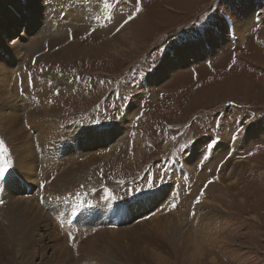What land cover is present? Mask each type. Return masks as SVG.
I'll use <instances>...</instances> for the list:
<instances>
[{"label":"rangeland","instance_id":"obj_1","mask_svg":"<svg viewBox=\"0 0 264 264\" xmlns=\"http://www.w3.org/2000/svg\"><path fill=\"white\" fill-rule=\"evenodd\" d=\"M60 1V6L51 9ZM112 1L36 0L42 8L40 13L53 10L50 18L58 17L59 24L51 27L50 34L59 35H42L37 39V49L30 51L34 42L23 21L26 22L32 0H0V98L12 96L9 105L1 104V113L6 119L16 116L11 126L0 119V164L11 162L10 173L0 180V200L4 202L0 204V264H264V0H121L115 5ZM80 5L88 11L82 17L90 21L76 16ZM95 6L101 16L122 13L128 19L132 15L127 22L131 24L129 41L119 38L116 32L115 25L122 16L109 30L98 28ZM39 17L32 33L41 25ZM242 21L250 30L243 40L233 35V30L242 29ZM84 24L91 26L87 29ZM112 40L125 52L113 55ZM19 41L25 43L23 51L27 53L23 55L27 59L16 69L15 61H10V49ZM199 42L200 48L194 46ZM188 45L201 56L200 62L193 63L195 56L190 51L186 66L175 68L176 54ZM65 47L69 48L67 53H60L53 60L45 58L49 51L56 53ZM203 47L206 54L201 51ZM43 55L46 56L41 59ZM206 58L210 63L204 66ZM164 59L172 61L174 69L167 75L153 76ZM100 76L111 77L107 86L99 85L104 90L107 87L102 99L98 98L103 90L92 92L91 88L94 78ZM76 80L89 87L78 90L74 97L71 94L77 85L70 81ZM44 83L47 86L43 90ZM138 88L150 93L151 101H140L141 92L135 94ZM132 96L138 99L126 107ZM105 98L108 105L103 103ZM21 100H26L27 107L20 106ZM45 100L51 112L45 115L40 111L43 115L39 117L45 118L32 119V125L27 126L25 112L30 106L34 110L40 103L45 106ZM229 104L232 105L228 107ZM107 106L125 108L123 117L107 128L78 130L76 125L88 127L82 124L83 116L90 114L97 121L109 112L104 111ZM239 108L245 111L241 113ZM220 111L225 113L224 118ZM218 112L221 128L216 131L209 127L215 122L212 115ZM228 113L232 115L231 122L226 117ZM144 114L151 122L145 119L141 129ZM249 115L252 119L246 118ZM133 118L138 119L137 123ZM240 118L247 126L240 128L244 135L237 139L238 134L232 130L234 121L238 126ZM198 119L205 120V129L200 130ZM36 120H48L49 124L37 126ZM132 123L142 132L152 133L155 126L167 128L169 134L167 130L159 133L158 142H152L155 149L142 146L138 132L127 133ZM119 124H123L122 129L115 127ZM184 124L195 131L197 139L189 157L184 159L192 167L188 169L189 187L171 162H156L170 146V133L182 134ZM188 127L185 134L192 132ZM114 130L116 133L110 137ZM80 134L100 141L80 138ZM4 138L13 142L12 147ZM161 138L164 141L159 143ZM210 141L215 146L206 149ZM22 149L29 152L26 161L18 155ZM92 158L94 161H90ZM147 166L146 171L142 170ZM38 169L43 173L41 183H29L27 179L32 176H27L35 170L36 175ZM67 172L69 181L65 186L46 190L51 174L55 175L53 179L62 180ZM138 175L154 180L162 188L158 196L135 200L129 210L131 217L122 218L115 229L104 221L108 210L103 213L92 208L94 222L84 219L88 214L82 207L84 202L93 200L97 206L117 203L119 200L105 199V189L115 199L126 197L125 186ZM210 180L213 182L208 184ZM17 182L21 187L14 186ZM18 189L16 198L23 203L28 200V207H20L12 216L7 212L10 204H6L5 196ZM169 195L176 207L168 204L166 211L168 205L163 199ZM76 196L84 198L77 201ZM197 196L200 202L206 198L209 206L201 208L200 202L196 203ZM158 206L164 213L141 219ZM203 217L206 220L201 221ZM102 221L99 228L97 223ZM72 225L77 229L74 240L69 229ZM82 230H87L83 232L88 235L85 239L79 234ZM99 232L106 234L100 237ZM107 232L115 234L109 237ZM102 242L110 249L108 255L100 250L105 249ZM98 244L101 245L97 248Z\"/></svg>","mask_w":264,"mask_h":264},{"label":"bare ground","instance_id":"obj_2","mask_svg":"<svg viewBox=\"0 0 264 264\" xmlns=\"http://www.w3.org/2000/svg\"><path fill=\"white\" fill-rule=\"evenodd\" d=\"M30 3V2H29ZM40 3H42V1L40 2ZM40 3L39 2H36V0H32V4H30V7H29V10H27V16L28 17H26L25 19H26V22L25 21H23V23H24V25H25V28L27 29V31H28V33L29 34H31L30 35V38H32V40H33V42H34V44L30 47V51H33L34 49H37L36 48V46H37V39L38 38H40V37H42V35L45 37L48 33V35H50V37L51 36H58L59 34H57L58 32H56V33H54V34H50V33H53L51 30V27L52 28H56L57 26H58V24H59V20H58V17H56V16H51V18H50V13H46L45 11H42L41 13H40V11L42 10V8L40 7ZM83 3H85L84 1H83ZM43 4V3H42ZM95 7H97V6H95ZM5 10H6V8H4ZM51 9H52V6H51ZM79 10H75L76 11V16L77 15H79L78 16V19L81 17V18H85V21H90V19L88 18V17H82V14L85 12V13H88V11L87 10H85L86 9V7L84 6V5H80L79 6V8H78ZM96 9H98V12H95L96 13V16L97 17H99L100 16V14H101V12H100V10H99V8L97 7ZM40 10V11H39ZM93 10V9H92ZM7 11V10H6ZM74 11V12H75ZM9 12V11H8ZM15 13V12H14ZM17 13V12H16ZM90 13V12H89ZM254 13H255V11L252 13L253 14V17H254ZM60 14V13H59ZM70 14H72V13H70ZM75 14V13H74ZM4 15H6V13L4 14ZM24 15V14H23ZM39 15H41V18L40 19H42V21H41V25H39L38 26V28H37V30L35 31V33H32V31H33V29L31 30V28L33 27V28H36L37 27V22H38V20H37V17L39 16ZM81 15V16H80ZM59 16V15H58ZM74 16V15H73ZM61 18V17H60ZM74 18H75V16H74ZM248 18V17H247ZM69 19H71V18H69ZM124 19H125V17H124ZM246 19V18H245ZM247 20V19H246ZM249 20H252L251 18L249 19ZM19 21V20H18ZM117 22V21H116ZM118 22H123L122 20H121V17H120V20L118 21ZM54 23V24H53ZM251 23V22H250ZM13 24V23H12ZM11 24V25H12ZM31 26L30 28L28 27L29 25ZM245 21H242L241 23H240V25H242L241 26V30H238V31H235V30H233V35H234V37H237L238 39L239 38H241L242 40L246 37V33L247 32H249L250 30L249 29H247V26L248 25H246V27H245ZM87 24H84V26H86ZM116 27L118 26V23L115 25ZM115 27V28H116ZM11 28V27H10ZM56 30H58V29H56ZM129 30H131V24L130 23H127V24H125L124 25V27L118 32V36H119V38H122V39H124V40H126V41H129V35H130V31ZM245 30H248V31H245ZM27 31L25 32V36H26V33H27ZM59 31V30H58ZM22 32V31H21ZM10 33V32H9ZM24 35V34H23ZM25 36H24V38H25ZM20 38H21V36H20ZM49 39V38H48ZM227 39V41H229V39L228 38H226ZM45 40V39H44ZM43 40V41H44ZM133 41V40H132ZM18 42V41H17ZM17 42H15L14 44H12V46H14L15 44H18V45H16L14 48H12V49H10V51H11V54H10V61L12 60V61H15V65L13 66V67H15L16 69L17 68H19L21 65H22V63H24V61H25V59H27L26 57H24V53H27V52H24L23 50V48L25 47V43H22V42H20L19 41V43H17ZM130 43V42H129ZM134 44V45H133ZM130 45L131 46H135V43H130ZM200 45H201V42H199L198 44H194V46H196V47H198V48H200ZM8 47V46H7ZM69 47V46H68ZM68 47H65V48H59L58 50H57V52L55 53V52H53V51H49V54L46 56V55H43V56H41V59H44V56H46L45 58L47 59V60H53V59H56L59 55H60V53H67L68 51H69V48ZM111 53L113 54V55H118L120 52H125V50H123L114 40H112L111 41ZM191 47H192V45H188V47H184L183 49V51H180L179 52V54L177 53L176 54V56H177V62H174V64H176L177 66H174L175 68H177L178 66H186V63H184V62H186L187 61V53H189L190 54V51H191V56H195L194 57V60H195V62H193V63H196V62H200V57L201 56H199L198 55V53L196 52V51H194L193 49H191ZM132 48V47H131ZM207 48V47H206ZM42 50V49H41ZM40 50V51H41ZM28 51V50H27ZM39 51V52H40ZM199 51H200V49H199ZM203 53H205L206 54V51H205V49H204V47H203V49L201 50ZM29 52V51H28ZM55 53V54H54ZM51 56V57H50ZM205 57V56H204ZM191 62H192V59H191ZM163 64H164V66H163ZM173 64V62L172 61H170V62H167V60L166 59H164V60H162V67H159V71L157 72H155L154 74H153V76L157 73V77H160L161 75H164L165 73H166V75H167V73L169 72V71H171V69H174V68H172V65H174ZM9 65V64H8ZM189 66V65H188ZM171 67V68H170ZM9 68V67H8ZM22 68V67H21ZM181 68V67H180ZM11 70V69H10ZM14 70V69H13ZM16 72V70L14 71V73ZM13 73V74H14ZM26 73V72H25ZM24 73V74H25ZM45 80V79H44ZM145 83V85L147 84V82H144ZM45 85H46V83H44V84H42V86H44L42 89L44 90L45 89ZM47 86V85H46ZM136 90H139L138 92H135V94L137 93H139V92H141V99H140V101H143L146 97H147V94H145V92H144V89H141V88H138V89H136ZM1 97V96H0ZM135 97V96H134ZM133 97V99H132V101H135L136 99H138V96L136 97V98H134ZM10 98H12V96H9V98H7V96H5V98H0V106H2V107H0V119H2V122L3 121H5V122H7L8 123V125H10L11 126V123H13V119L14 118H16V116L15 115H10V116H7V119H6V116L5 115H3L1 112H2V108H3V106L4 105H6V104H8L9 105V102H8V100L10 99ZM36 99V98H35ZM28 100H30L29 98H28ZM35 101V100H34ZM21 104H20V106H22V107H24L26 104H27V102H26V100H21V101H19ZM18 102V103H19ZM45 102L46 103H44V105L45 106H43V104H41L40 103V105L39 104H37V105H39L38 106V108L36 109V110H34L33 108H31V106H30V108L28 109V112L30 113L29 115H28V112H25L26 113V120H25V123L27 124V126L28 125H32V119L33 120H35V119H40V120H42L43 118H45V115L46 114H48L49 112H51V108H48V101H46L45 100ZM140 103V102H139ZM1 104H4V105H1ZM13 104H11V106H12ZM17 105H19V104H17ZM13 107L14 108H16L15 107V105H13ZM25 107H27V105L25 106ZM29 107V106H28ZM132 107V106H131ZM135 108V107H134ZM50 109V110H49ZM25 110H27V109H25ZM24 110V111H25ZM32 110V113L30 112ZM43 112V113H45V115L44 116H42V117H39V115H43L41 112ZM15 114V113H14ZM33 114V118L32 117H30L31 115ZM37 115V116H36ZM45 123H47V125L49 124V121L47 120V121H44V122H42V121H40V122H37V120H36V123L35 124H38L37 126H39L40 124H45ZM33 124H34V122H33ZM52 125V124H51ZM36 126V125H35ZM41 127H42V125H41ZM46 127V126H45ZM116 128H118L119 127V129H122L123 128V124H119V125H116L115 126ZM40 128V127H39ZM39 128H37V129H39ZM42 128H44V127H42ZM51 128H52V126H51ZM50 128V129H51ZM54 128V127H53ZM41 130V129H40ZM53 130V129H52ZM27 131V130H26ZM39 131V130H38ZM42 131V130H41ZM41 131H40V134H41ZM46 131V130H45ZM19 132V131H18ZM75 132V131H74ZM92 132V131H91ZM21 133V132H20ZM44 133V132H43ZM114 133H116V130H114L113 132L111 131V133H110V137L111 136H113V134ZM2 134V133H1ZM76 134V133H75ZM83 134V133H82ZM2 135H4V133L2 134ZM47 135V134H46ZM93 135V134H92ZM251 135H252V132H251ZM45 136V135H44ZM51 136V135H50ZM73 136V135H72ZM81 136V134L79 135V137ZM94 136V135H93ZM83 139H92V140H94V138L93 137H88V136H86V135H82L81 136ZM80 137V138H81ZM105 137V136H104ZM251 137V136H250ZM247 138V137H246ZM4 139H6V138H4ZM7 141H8V139H6ZM34 140H36V139H34ZM33 140V141H34ZM74 140H76V138L74 137ZM98 140V138L96 139V140H94V141H97ZM98 141H100V140H98ZM45 142V141H44ZM47 142V141H46ZM250 142H252V141H250ZM12 143L13 142H10V141H8V144H9V146H11L12 147ZM31 144V143H30ZM45 144V143H44ZM66 143L65 142H63L61 145H63L64 146V148L66 147V145H65ZM99 144H103V143H99ZM32 145V144H31ZM130 145H131V139H130ZM135 145V142L133 141V145H132V147ZM14 147V146H13ZM67 147H70V146H67ZM27 148H29V147H27ZM25 149V148H24ZM24 149H22V150H20L22 153L21 154H18V155H20L24 160L28 157L27 156V154H29V152L26 154V153H24L25 152V150ZM43 149V148H42ZM28 150V149H27ZM68 150V148H66V151ZM13 151H14V149H13ZM65 151V152H66ZM31 152V151H30ZM43 154V153H42ZM32 155V154H31ZM66 155V154H65ZM48 156V155H47ZM29 158V157H28ZM52 158H55V157H52ZM61 159V158H60ZM221 160V159H220ZM26 161V160H25ZM90 161H94V158H92ZM42 162H46V161H42ZM56 162H60V160H56ZM29 163V162H28ZM30 163H32V162H30ZM79 166V165H78ZM188 168H192L191 167V165H188L187 166ZM37 170V169H36ZM36 170L34 171V172H32V174H29L28 176H27V178H30V176H32V179H27L28 180V182L30 183H33V182H36V184H40L41 183V181L42 180H40V177L42 176V174L43 173H41V170H39L38 169V178H39V180H38V178H37V174L35 175V173H36ZM71 170H73V169H71ZM68 174V172L66 173V176H64V178L61 180L60 179V177H56L55 179H50L51 181H50V184H48V185H46V190L48 191V190H50V188H56V189H58V188H61V186L63 187V186H65L67 183H68V181H69V174ZM33 176L35 177V179H33ZM48 176V175H47ZM47 179V178H46ZM37 180V181H36ZM44 180V179H43ZM48 180V179H47ZM46 180V181H47ZM46 184V183H45ZM20 186L21 187V185L17 182V184H14V186ZM20 189V188H19ZM19 189H18V191L15 193V190H13V191H9V193H8V196L6 195L5 196V198H7L6 200H7V202H6V204H10L9 205V207H8V210H7V212H8V214L9 215H15V214H17L18 213V210H19V208L20 207H22L23 206V209H27V207H28V200L26 201V202H19L18 201V199L16 198V195L17 194H19ZM28 190V188L26 189V191ZM44 190H45V188H44ZM42 191V190H41ZM12 195H13V197H12ZM38 196V195H37ZM84 197H79V196H76V199H77V201H81L82 199H83ZM97 198V197H96ZM11 199V200H10ZM202 199V198H201ZM96 200V199H95ZM174 203V202H173ZM173 203H171V204H173ZM200 204H201V208H203L204 206H209L208 205V202L206 201V198H203V200H201V202H200ZM26 207V208H25ZM111 209V208H110ZM6 212V213H7ZM92 212L93 211H91V212H89V213H91L92 214ZM87 213V212H86ZM80 216V215H79ZM78 216V217H79ZM97 216V215H96ZM85 217V216H84ZM97 217H99L100 218V216H97ZM93 218H95V216L93 217ZM203 220H206L205 219V217H203V219L201 220V221H203ZM200 222V221H199ZM82 223V222H81ZM82 225L83 226H86L87 224L86 223H82ZM202 226V225H201ZM204 227H205V225H204ZM203 227V228H204ZM201 228V227H200ZM69 229H70V233H71V239L72 240H74V236L75 235H77V229L76 228H74V226L72 225L71 227H69ZM89 232V231H88ZM87 232V233H88ZM107 233H109V232H107ZM102 234H106V232L105 233H102ZM100 232H99V235L98 236H100L101 237V235H102ZM111 234H115V232H111V233H109V237H110V235ZM97 236V237H98ZM92 241V240H91ZM93 243H94V241H92ZM104 245H105V249H100L101 250V252L103 251L104 252V254L105 255H108V252H109V250L110 249H108L107 247H106V245L107 244H105L104 242H102ZM95 244V243H94ZM101 244H98V245H96V247L98 248L99 246H100ZM109 245V244H108ZM91 250H92V248H91Z\"/></svg>","mask_w":264,"mask_h":264},{"label":"snow or ice","instance_id":"obj_3","mask_svg":"<svg viewBox=\"0 0 264 264\" xmlns=\"http://www.w3.org/2000/svg\"><path fill=\"white\" fill-rule=\"evenodd\" d=\"M108 5L105 4V7H107ZM137 11H139V8L137 7ZM132 15L129 14L128 19H124L123 17H121V20L123 21L122 23L117 22L118 26L116 27V32H119L125 24H127L128 20L132 19ZM151 71V69H150ZM58 94V93H57ZM215 145L210 141L207 146L206 149H211L213 148ZM3 147V142H0V148ZM10 166H11V162L10 161H5L3 164H0V180L6 179L7 175L10 173ZM213 181H208V184H211ZM155 185V181H148V188H154ZM201 195H203V190L201 191ZM111 198V193L105 189V199ZM200 202V196L196 197V203ZM4 202L2 200H0V204H3ZM171 208H175L176 205L175 203H173L171 206Z\"/></svg>","mask_w":264,"mask_h":264},{"label":"built area","instance_id":"obj_4","mask_svg":"<svg viewBox=\"0 0 264 264\" xmlns=\"http://www.w3.org/2000/svg\"><path fill=\"white\" fill-rule=\"evenodd\" d=\"M60 3H61V1H60L59 3H57V4H53L52 7H53V6H56V5L60 6ZM74 3H75V2H74ZM52 11H53V10H52ZM52 11H51V13H52ZM51 13H50V14H51ZM105 103L108 105V100H107ZM107 110L110 111V112L108 113V115L111 114V113L113 112V110L109 109L108 106H107ZM104 117H105V114H104Z\"/></svg>","mask_w":264,"mask_h":264}]
</instances>
